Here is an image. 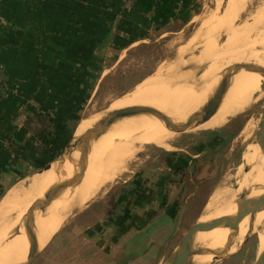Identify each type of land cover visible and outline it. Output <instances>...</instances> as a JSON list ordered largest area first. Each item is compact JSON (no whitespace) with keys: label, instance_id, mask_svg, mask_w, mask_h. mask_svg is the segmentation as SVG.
<instances>
[{"label":"crops","instance_id":"0c3cea01","mask_svg":"<svg viewBox=\"0 0 264 264\" xmlns=\"http://www.w3.org/2000/svg\"><path fill=\"white\" fill-rule=\"evenodd\" d=\"M192 1L3 0L0 192L21 170H36L29 113H55L56 125L69 128L92 82L101 79L108 51L144 42ZM198 157L166 153L158 168L134 172L102 219L82 223L79 235L54 236L50 256L38 264H161L179 230L175 181Z\"/></svg>","mask_w":264,"mask_h":264},{"label":"bare ground","instance_id":"6f19581e","mask_svg":"<svg viewBox=\"0 0 264 264\" xmlns=\"http://www.w3.org/2000/svg\"><path fill=\"white\" fill-rule=\"evenodd\" d=\"M248 2L249 0H229L224 14L220 17L213 15L208 21H205L193 38L186 43V48H182L183 50L179 52L174 64L162 65L151 77L140 83L132 92L111 104L108 112L128 107L144 106L157 109L165 115L167 114L166 116L168 117H182V119L178 120L180 121L184 119V116L190 114L187 112L191 108L196 110L197 106L195 105H198L200 98H197V96L203 95L207 89L206 87L219 75V64L221 62L226 61L228 66L229 64H245L244 69L247 70L250 69L251 65H256L257 70L263 72L264 55L259 58L254 57L255 55L257 56L256 49L262 50L264 48L263 37L260 38L262 42L258 38L254 40L255 43H251L247 35L264 31V27L261 28L264 9L255 12L253 23L250 25H247L246 22V24L243 23V25L237 27L232 24L238 10H240L242 5L244 9L245 4ZM220 33L223 35L225 33L227 36V40L222 46L216 43V36ZM243 43L248 44V46L251 43L252 48L247 46L243 49ZM257 43L260 45L254 46ZM241 44L243 50H239ZM194 49L199 50L198 57L190 55ZM245 52L249 54L248 57H245L246 62L242 58L243 54L246 55ZM202 62L206 63L205 69L197 76L194 71L197 70ZM223 68L225 67L223 66ZM245 71L242 68L235 77L233 84L228 86L214 116L207 122L199 119L197 122L202 124L192 126L190 128L191 131L199 132L219 129L230 118L236 117L245 111L248 112L251 109L255 102L264 94V79L258 73ZM219 73L221 72L219 71ZM104 115L105 112H102L94 120L81 121L75 137L79 138L87 134V130L100 123ZM197 115V112L191 113L187 120L195 119ZM146 116H148L149 123H153L151 122L153 120L158 122L160 118L152 114ZM127 122L128 124L123 126L120 124L112 126L114 124L112 122H103V127L110 123L112 124L109 127H112L106 128L99 140L95 142L96 144L91 145L92 148L84 163L80 157H75L68 162L65 161L58 164L59 161H64L66 158L76 154L77 150L75 149L72 153L66 152L59 157L55 164L57 168L52 169L53 173L57 175L55 185H60L62 182L70 180L75 176L76 172H80L83 164L86 165V168L82 178L77 180V184H74L78 186L75 188L73 185L75 188L73 192L69 194L70 190L67 189L69 187L59 189V191H63L62 194L66 193L64 192L65 190H69L66 193L69 194L68 197H64L65 194H63L64 196L60 200L58 199V204L56 202L57 206L53 214L50 217L48 215L49 218L45 217V219H48L43 220L41 224H37L36 221L35 224L37 225L31 229V233L36 237L39 251L44 248L51 236L59 230L68 217L94 199L102 186L114 181L121 173L125 172L126 164L135 152L140 151L146 145H155L165 150L169 149L170 144H168V141L172 136L161 137L162 134H165V130L157 131L153 134L148 131L147 135H145L141 133L143 129L138 131L129 126L130 124H135L140 127L142 123L133 118H129ZM254 129V127H250L248 133L245 132L248 135L247 138L250 137L252 140L255 138ZM129 133H135L134 137L136 140H133L135 142L129 143L127 141ZM83 140L84 138L81 137L78 141ZM252 140V144L242 155L248 172L243 173L233 185L217 187L207 203L206 211L204 214L202 213L199 222L215 224L218 218L230 216H235V219L230 220L226 225H219V227L211 231L199 232L195 235L196 237L193 238L195 242L192 246L197 250H199L198 248L201 249L192 258V264H212L225 255L233 254L239 250V245L248 233L255 235L258 241L255 256H259L264 251V210L250 212L245 217L237 215L240 203L245 201H264V133L261 137L259 136V138L253 140L254 142ZM52 179V173L47 171L40 173L32 177L27 186L12 187L1 199L0 264H19L28 246L26 242L29 243L31 254V243L27 238V234H23V230L20 227L23 225L25 216L33 202L42 200L47 196L49 186L53 184H51L53 182ZM23 193L26 195L24 199L22 197ZM52 203L50 200V204H47V207L45 205L44 209L43 207L38 209V214L39 216L41 215L38 218L42 219L47 211H53L52 207H50ZM53 205L55 206V204ZM13 233L15 234L13 235ZM170 264L173 263L171 262Z\"/></svg>","mask_w":264,"mask_h":264},{"label":"rangeland","instance_id":"374dc122","mask_svg":"<svg viewBox=\"0 0 264 264\" xmlns=\"http://www.w3.org/2000/svg\"><path fill=\"white\" fill-rule=\"evenodd\" d=\"M228 1L229 0H193L190 3L191 6L189 5L187 10L182 12L180 17H176L175 20L161 27L160 30L151 32L149 38H147V40L144 42H138L133 47L126 50H123L122 47H118L116 50L108 51L106 56V64L101 65V79L98 82H92L89 96L82 103L81 108L77 113L78 119L72 121L70 127L68 128V139L65 140L63 148L57 157L52 160L54 162L51 161L52 164L50 169L43 170L44 168H40L36 170H21V175H19V177L14 176L13 178H9L8 181L4 182L3 190L0 192V201L12 187L27 186L32 177H35V175L37 176L38 174L44 173L46 171L52 173L53 182H51V184L53 183L52 186L55 185L57 175L53 173L52 169L57 168V165L55 164L59 159L58 157L59 155L61 156L68 151L67 146L74 141H78L82 137L84 138L83 141L90 143L91 150V145L93 146L96 144L95 142L99 140L91 138L88 133L80 136L79 138H76L75 136L73 138L74 130V134L76 135V130L81 121L85 122L94 120L102 112H108L110 110L111 104H113L122 96L132 92L140 83L151 77V75H153L162 65L174 64L179 52L186 48V43H188V41L193 38V36L201 28L202 24L205 21H208L213 15L220 17L222 14H224L226 10L225 8H227L228 5ZM261 5H264V0H249V2L245 4L244 9L242 8V5V9L240 8V10H238L232 24L236 27L243 25L245 22L247 25L252 24L256 15L255 12L264 9V6ZM263 27L264 18L261 24V28ZM226 37L227 36L225 33L224 35L222 33L218 34L216 36V43L222 46L223 43L226 42L225 40H227ZM247 38L251 40V43H255L254 40L258 38L260 42H262L260 38H262L264 42V31L262 30L260 33L254 32L248 34ZM250 44L248 46V44L243 43V49L247 46L248 48H252V44ZM255 45L259 46L260 44L257 43L254 44V46ZM241 49L242 44L239 50ZM256 50L257 56L255 55L254 57L259 58L264 55V48L262 49L263 51L258 49ZM247 54L248 52L246 55L243 54L245 56L242 55V58L245 62V57L249 56V54ZM190 55L198 57L199 50L194 49L193 53L191 52ZM205 64V62H202L201 65H199L197 70L194 71L195 75L198 76L202 73V71L205 69ZM233 65L234 64H229L228 66L226 61L219 64V71L221 73L218 71V74H221L220 77L217 75L213 82L210 83L208 87H206L207 89L205 90V93L203 95L197 96V98H200L198 105H195L197 106L196 110L191 108L187 113L191 114L197 112L198 115H200L204 113L207 108L211 107L212 100L215 96V89L217 88L219 82H221L223 79V76L229 72V69H231ZM223 66L225 68H223ZM243 70H246L245 72L248 73H258L259 76L264 79V71H258L256 65H251L250 69L248 70L243 68ZM237 75L230 79L228 86L233 84V81H235L234 79ZM203 97L205 98L203 99ZM110 112H112V110ZM245 112L236 117L230 118L228 122L219 129L204 130L199 132H193L190 129L184 133L173 132L167 127L164 120L161 118H159L158 122L156 120L154 122L153 120L151 121L153 123H149L148 116L146 115H141L142 117L140 115L126 117L115 122L112 126L119 124L123 126L128 124L127 121H129V118H133L142 124L140 127H137L135 124L131 125L129 123V126L135 130L137 129L138 131L143 129L141 133L145 135H147L148 131H151V134H153L157 131L165 130V134H162L161 137H166L169 135L172 136L168 141L170 147L169 149L165 150L155 145H146L143 146L140 151L135 152L126 164L125 172L121 173L114 181L102 186L94 199L88 202L83 208L75 211L63 222L59 230L51 236L44 248L39 251L38 257L33 262V264H38L42 258L45 257V255L48 257L50 256L51 253H49V251L52 247L49 243L52 242L51 240L54 238V236L58 235L57 238L59 239L65 233H77V235H79V232L82 229L81 225H84L82 223L91 219H94L93 221L96 219H102L104 211H107L111 207L113 200L115 199L116 194H118L120 191L123 182L125 180L127 181L134 172L141 171L143 169L149 170L152 165H154L153 167L158 168L159 164H163L164 155L166 153L190 152L192 155H198L199 157L198 159H194L196 164L193 165V167L187 168V172L182 177H177V180L175 181V187L179 193L176 199V208L178 209L177 222L179 230L175 233L171 242L172 244H169L166 253L163 254V260H161V264H170L171 256L179 248H181L183 245V240L190 229L195 225V223L199 222L202 213L204 214L206 211L207 203L213 196L217 187L229 184L233 185L243 173H246L247 167L244 163L242 155L252 144V139H250V137L247 138V133L250 127H254L255 129L253 133L257 137L255 136L253 140L259 138L257 134L264 122V94L258 101L255 102L248 112ZM190 114L184 116L185 120L183 119L180 121L178 120L182 119V117H167L175 125H183L187 121V118L190 116ZM111 124L112 123L104 127V132L106 131V128L109 129L112 127H109ZM134 136L135 133H129V138L127 141L129 143L135 142L133 141L136 140ZM75 150H77L76 154L66 158L64 161H59L58 164H61L65 161L68 162L75 157H80V151L78 149ZM78 173L79 172H76L75 176ZM77 182L78 181H76L75 184H77ZM52 186H49V188ZM74 186H69L67 189L70 191L65 190L64 192L68 193L67 191H69V194H71L78 185L75 186V188ZM60 192L61 191L58 190L54 196H45L43 198L45 199L47 197V201L45 203L46 207L50 204V200L51 203L53 202L52 205L55 204V206L50 205L53 211L50 210V213L47 211L44 214V218L42 219L38 218L41 217V215L39 216L38 214V208L35 214H33L34 220L32 221L33 224L30 225L31 229L37 224H41L43 220H47L53 214L58 201L62 198V196H64L63 194H65L64 197H68L69 195L66 193L62 194L63 191L61 193ZM23 194L24 195L22 197L24 199L26 195L25 193ZM44 207L45 206H43V209ZM45 217L48 218L45 219ZM36 221L37 224H35ZM20 228H22L23 234L26 233L24 225H22ZM14 234L15 233H13V235ZM195 237L196 236H194V238ZM79 238L80 237L76 239ZM194 242L195 240H193L192 244ZM26 243L28 246L24 251L25 254L23 259L19 261V264L25 263L29 258L30 248L29 243ZM257 246L258 241L256 236L251 235V238L240 251L238 249L241 247V244L237 249L238 251L230 255H225V258H220L212 264H254L256 260L255 251ZM198 249L200 250L201 248Z\"/></svg>","mask_w":264,"mask_h":264},{"label":"water","instance_id":"95a60500","mask_svg":"<svg viewBox=\"0 0 264 264\" xmlns=\"http://www.w3.org/2000/svg\"><path fill=\"white\" fill-rule=\"evenodd\" d=\"M244 67H245L244 64H234L233 67L229 69V72L223 76V79L221 80V82H219L217 88L215 89V96H214L212 106L207 108V110L204 113L197 115L195 119L191 118L187 120V122H185V124L183 125H175L174 123L171 122V120L164 113H162L161 111L157 109H154L151 107L137 106V107H128V108H123L119 110H114L112 112H106L105 115L103 116L102 121L100 120L101 124L100 123L95 124L93 127L87 130V133L91 136V138L99 139L104 132V127L102 125L103 122L104 123L106 122L115 123L126 117H132V116H137V115H151V114L157 115L160 118H162L165 124L167 125V127L170 128L173 132L184 133L187 130H189L192 126L202 124L201 122H197V120L200 119V120H203V122H207L210 120L212 116H214V114L217 112L221 104L225 91L228 88V83L230 79L234 77L235 75H237ZM263 132H264V122L261 125L260 131L258 132V136L261 137L263 135ZM67 148H68V151H67L68 153H72L74 149H78L80 151V159L84 163L90 151V143L85 142V141L84 142L74 141L73 143H70L67 146ZM61 156L59 155V157ZM52 162L46 165L43 170L50 169ZM85 168H86V165L83 164L80 172L75 177L63 182L62 185L61 184L53 185L51 188H49V190L47 191V197L54 196L56 192L61 188L73 186L77 180L82 178ZM246 172H248V168L246 169ZM47 197L43 200H37L33 202L32 206L30 207V209L28 210L25 216L23 225H24V228L27 234V238L29 242L31 243L32 252L29 255L28 260L23 264H33V262L38 257V253H39L38 244H37L36 237L31 233L30 225L32 223L33 214L35 210L45 206ZM260 210H264V201H245L238 205L237 215L239 217H245L250 212H257ZM234 219H235V216H230V217L218 218L215 224H212L210 222L195 223V225L190 229V231L184 238L183 245L181 246V248H179L171 256L170 262H172L173 264H192L191 262L192 258L200 252V250H197L196 248H193L192 246L194 236L199 232L211 231L219 227V225H226L229 223L230 220H234ZM250 238H251V234L248 233L243 239L241 243V247L239 248V251L246 245L247 241ZM221 258H225V256ZM254 264H264V251L259 256L256 257Z\"/></svg>","mask_w":264,"mask_h":264},{"label":"trees","instance_id":"16d2710c","mask_svg":"<svg viewBox=\"0 0 264 264\" xmlns=\"http://www.w3.org/2000/svg\"><path fill=\"white\" fill-rule=\"evenodd\" d=\"M86 98L84 96L82 101L84 102ZM56 115L55 113L38 112L27 115L26 126L38 141L33 158L35 169L44 168L55 159L63 148L65 140L68 139V128L63 124L56 125ZM18 151L20 150L15 149V154H18Z\"/></svg>","mask_w":264,"mask_h":264},{"label":"built area","instance_id":"2783aa9c","mask_svg":"<svg viewBox=\"0 0 264 264\" xmlns=\"http://www.w3.org/2000/svg\"><path fill=\"white\" fill-rule=\"evenodd\" d=\"M3 0H0V29L3 27L4 25V20H3V17L1 15V3H2ZM0 77H1V80H2V74H0ZM3 81V80H2Z\"/></svg>","mask_w":264,"mask_h":264}]
</instances>
